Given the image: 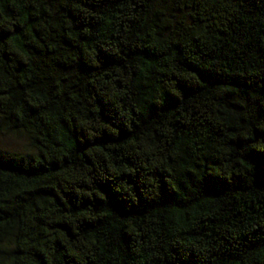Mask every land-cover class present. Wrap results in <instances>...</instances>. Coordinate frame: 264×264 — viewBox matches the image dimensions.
Masks as SVG:
<instances>
[{
	"label": "trees",
	"instance_id": "obj_1",
	"mask_svg": "<svg viewBox=\"0 0 264 264\" xmlns=\"http://www.w3.org/2000/svg\"><path fill=\"white\" fill-rule=\"evenodd\" d=\"M0 264H264V0H0Z\"/></svg>",
	"mask_w": 264,
	"mask_h": 264
},
{
	"label": "rangeland",
	"instance_id": "obj_2",
	"mask_svg": "<svg viewBox=\"0 0 264 264\" xmlns=\"http://www.w3.org/2000/svg\"><path fill=\"white\" fill-rule=\"evenodd\" d=\"M0 148L12 152L23 153L28 151L27 138L16 134H0Z\"/></svg>",
	"mask_w": 264,
	"mask_h": 264
}]
</instances>
